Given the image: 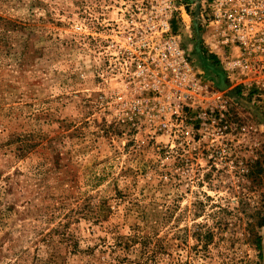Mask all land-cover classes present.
Returning <instances> with one entry per match:
<instances>
[{"label":"rangeland","instance_id":"374dc122","mask_svg":"<svg viewBox=\"0 0 264 264\" xmlns=\"http://www.w3.org/2000/svg\"><path fill=\"white\" fill-rule=\"evenodd\" d=\"M94 2L0 0V264H129L140 236L156 264H264V95L230 85L220 136L130 125L74 29ZM183 18L182 44L206 51Z\"/></svg>","mask_w":264,"mask_h":264},{"label":"built area","instance_id":"2783aa9c","mask_svg":"<svg viewBox=\"0 0 264 264\" xmlns=\"http://www.w3.org/2000/svg\"><path fill=\"white\" fill-rule=\"evenodd\" d=\"M94 1L74 29L90 49L99 99L130 125L146 122L171 142L191 139L193 127L220 136L231 87L264 95V0ZM183 16L206 29L204 52L215 55L224 86L182 44L173 27Z\"/></svg>","mask_w":264,"mask_h":264},{"label":"trees","instance_id":"16d2710c","mask_svg":"<svg viewBox=\"0 0 264 264\" xmlns=\"http://www.w3.org/2000/svg\"><path fill=\"white\" fill-rule=\"evenodd\" d=\"M193 51L195 55L199 56V58L201 59V67L206 72V74H209L208 72H211L210 76L214 79L216 86H224L225 81L223 79L222 72L217 66L215 57L212 54H206L203 50H201V48L197 44H194ZM22 146L24 148L21 149H26L28 147L27 143L22 144ZM93 214L95 215V217H98L99 210L93 211ZM136 242L138 244V257L131 261L127 260L129 264H156L159 258V250L161 249L160 244L157 242V239L153 236H140L138 237ZM206 242L207 240L205 241V243ZM127 246V242L123 241L120 245V248L125 250L127 249ZM179 264H187V261H184Z\"/></svg>","mask_w":264,"mask_h":264}]
</instances>
